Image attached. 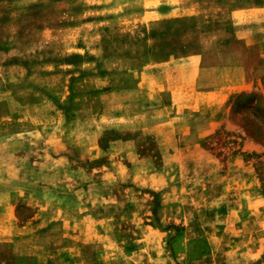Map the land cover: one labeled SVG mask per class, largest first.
<instances>
[{"label": "crops", "instance_id": "0c3cea01", "mask_svg": "<svg viewBox=\"0 0 264 264\" xmlns=\"http://www.w3.org/2000/svg\"><path fill=\"white\" fill-rule=\"evenodd\" d=\"M178 1L142 0L140 10L130 11L134 7L131 0H91L88 10L94 16H83L72 27L63 25V32L57 35L52 28H47L44 54L32 68L36 71L35 80L30 85L26 80L31 95L36 96L29 99L36 109L29 117L38 126L32 131L11 135L27 136L36 132L40 140L31 139L33 145L23 143L8 149L3 148L5 141L0 143V264L110 261L117 243L114 228L108 221L119 210L97 206L104 195L96 190L86 191L87 182L112 184L131 177L132 182L137 180L149 188L146 191L149 196L152 190L159 192L162 200L158 211L163 212L168 193L165 187L170 179L166 168H176L175 176L181 172L177 168L199 164V153L213 149L216 143L207 141V148L204 141L210 140L208 136L214 133L218 118L226 116L216 114L213 109L221 106L222 95L237 91L244 84L207 83L200 89L197 60L191 59L189 65L188 61L177 58L155 59V50L146 45L143 62L137 57L142 53L134 55L133 49L124 50L121 46L112 51L102 44L100 26L106 24V11L114 13L120 23H149L176 15ZM230 6L232 23L255 24L245 33L253 34L248 43L255 42L260 57L264 58V28L261 27L264 0H245L244 4ZM191 7H198V3L192 2ZM84 36L88 42L80 40ZM22 68L30 71L29 65ZM94 99L100 106L93 113L86 105L94 104ZM66 104L74 107L68 109ZM87 113L94 120L90 126L85 120ZM72 114L86 116L83 120L76 118L77 127L72 128L68 125ZM195 118L208 121L196 127ZM107 130L137 137L110 141L109 162H96L88 167V160L100 155L98 140ZM70 135H77L78 142L74 139L70 142ZM142 136H146V157L139 154ZM63 139L70 143L62 142ZM28 149L30 154L26 153ZM140 166L146 167V172L143 174L140 169L142 173L138 170L134 173V167ZM94 173L99 175L93 178ZM178 181L176 178L171 189L178 187ZM105 196L112 201L119 198L111 193ZM142 226L155 229L151 224ZM92 244L110 247L111 257H103L99 248L88 255L84 248Z\"/></svg>", "mask_w": 264, "mask_h": 264}, {"label": "rangeland", "instance_id": "374dc122", "mask_svg": "<svg viewBox=\"0 0 264 264\" xmlns=\"http://www.w3.org/2000/svg\"><path fill=\"white\" fill-rule=\"evenodd\" d=\"M131 1L134 7L130 11L140 10L142 0ZM178 2L176 15L149 23H120L114 13L106 11V24L100 26L102 44L112 51L121 46L124 50L133 49L134 55L142 53L137 57L143 62L146 45L155 50V59L177 58L189 65L191 59L197 60L200 89L207 83L236 82L244 86L222 95L221 106L213 109L216 114L226 116L218 118L214 133L208 136L210 140L204 141L207 148V141L216 144L213 149L199 153L201 162L177 168L181 172L175 176L176 168H166L170 179L165 187L168 193L163 212L158 211L162 200L159 192L152 190L149 196L146 192L149 188L137 180L132 182L131 177L112 184L87 182L86 191L96 190L104 195L97 206L119 210L108 221L117 243L113 258L101 264H264V58L260 57L255 42L248 43L253 34L245 33L255 24L231 22L230 5L244 4L245 0ZM192 2L198 3V7L192 9ZM90 5L91 0H0V143L6 142L3 148L23 143L33 145L31 139L39 142L36 132L11 136L38 126L29 117L36 110L29 102L32 96L36 97L31 95L29 86L35 80L36 71L32 68L44 54L47 28L57 35L63 32V25L72 27L83 16H94L88 10ZM261 25L264 28V23ZM75 34L71 32L72 37ZM80 40L89 41L86 36ZM26 65L30 66L29 72L22 68ZM94 102L86 105L93 113L100 106L95 99ZM73 107L66 104L68 109ZM87 114L85 120L90 126L94 120ZM85 116L72 114L68 125L73 128L77 125L74 120L79 117L83 120ZM195 121L196 127H202L208 120L195 118ZM69 137L70 142L73 139L78 142L77 135ZM119 137L132 140L137 136L107 130L98 140L100 155L88 160V167L96 162H109L110 141ZM139 142L143 145L139 154L146 157V136L140 137ZM26 153L30 154L29 149ZM140 169L143 174L146 172V167L140 166L134 167V173L141 172ZM95 175L99 174L94 173L93 178ZM176 178L178 187L171 189ZM106 193L119 198L112 201ZM143 224H151L157 230L148 226L143 229ZM142 237L146 239L140 242ZM98 248L103 257H111L110 247L92 244L84 249L91 255Z\"/></svg>", "mask_w": 264, "mask_h": 264}]
</instances>
